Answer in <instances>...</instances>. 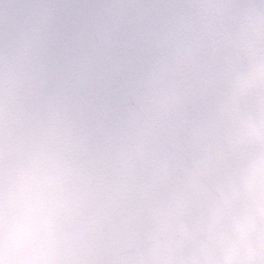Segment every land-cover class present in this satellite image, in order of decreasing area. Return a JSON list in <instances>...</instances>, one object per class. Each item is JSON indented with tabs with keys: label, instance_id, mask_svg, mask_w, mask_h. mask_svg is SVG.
Segmentation results:
<instances>
[{
	"label": "clouds",
	"instance_id": "1",
	"mask_svg": "<svg viewBox=\"0 0 264 264\" xmlns=\"http://www.w3.org/2000/svg\"><path fill=\"white\" fill-rule=\"evenodd\" d=\"M0 264H264V0H0Z\"/></svg>",
	"mask_w": 264,
	"mask_h": 264
}]
</instances>
